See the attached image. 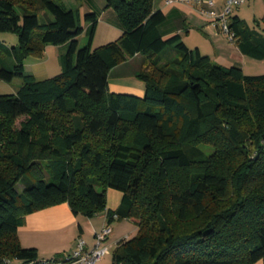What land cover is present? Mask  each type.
I'll list each match as a JSON object with an SVG mask.
<instances>
[{"label":"trees","instance_id":"16d2710c","mask_svg":"<svg viewBox=\"0 0 264 264\" xmlns=\"http://www.w3.org/2000/svg\"><path fill=\"white\" fill-rule=\"evenodd\" d=\"M104 2L120 20L119 36L92 47L97 16L87 12L90 39L78 47L76 10L59 0H0V31L17 35L16 45L0 44V79L21 78L15 92L0 93V264L41 258L17 235L27 213L67 202L91 217L106 209L107 188L121 192L107 220L127 218L137 230L117 241L113 264L264 258V74L213 62L179 33L162 35L165 16L152 0ZM254 21L264 28V15ZM228 27L241 53L264 59V29L232 14ZM48 44H66L61 71L24 72L25 58ZM136 55L146 64L135 73L143 95L109 91L110 70ZM74 112L85 126L65 130L60 122ZM189 215L196 224L183 226Z\"/></svg>","mask_w":264,"mask_h":264},{"label":"crops","instance_id":"0c3cea01","mask_svg":"<svg viewBox=\"0 0 264 264\" xmlns=\"http://www.w3.org/2000/svg\"><path fill=\"white\" fill-rule=\"evenodd\" d=\"M59 1L67 8L76 10L78 14L83 31L80 35H78L77 40L80 37L85 36H88L90 39L87 27L88 24L84 22L83 19L84 14L87 12H94L97 16V23L95 25L93 35L91 36L90 43L98 26L102 23L109 29L116 28L119 31L118 33L122 30V25L117 14L112 8L105 6L104 0ZM224 2L225 0H215L214 9L216 11H220ZM251 2L264 9V0L245 1L248 5H250ZM152 7L154 10L158 9L164 13L165 18L158 27L162 35L179 33L181 39L187 47L191 49L197 47L200 53L208 55L210 59L211 57L209 55V51L203 50L199 44L191 45L187 43L188 34L192 31H201L209 37L213 50H218L220 46H223L221 42L225 39L218 27L212 24L210 18L204 15V18H201L198 15V12L194 10V7L197 10L205 7V4L197 2L196 0H152ZM230 14L237 15L242 19L239 6L233 9ZM262 15H264V13H262ZM262 33H264V31H262ZM110 40L113 39H109L107 41ZM233 42L237 51L241 53L235 41ZM52 46V44H48L46 47L52 48ZM227 46L228 45H226V47ZM57 47H62L65 50L66 44L56 46V48ZM241 54L244 55L243 53ZM134 57H138V55ZM212 61L216 62L214 60ZM129 63V61H123L121 63L122 65L118 64L110 70V74L108 76V90L112 92L131 93L137 96H142L144 87L142 80L137 78L134 74L128 73L129 68L133 69V66L137 64V62H135L134 65H130ZM27 64L28 63L24 61V69ZM229 65H235L242 69V65L239 62H234ZM122 66H124V70L128 72L120 71V67ZM16 89H14L13 92H15ZM108 189L110 188H107V190ZM107 190L106 193L108 194L109 190ZM118 205L112 207L106 201V209L94 214L91 217L81 213H73L67 202H61L32 211L25 215L23 223L17 228V235L20 244L24 247H35L38 257L62 255L73 248L77 237H82L87 246H91L94 240L95 232L100 230L105 224H109L112 230L107 239L108 251L95 264H113L112 253L117 241L121 238L132 236V234L129 233L131 230L129 229V224L126 222V220L129 219L113 218L110 221L107 220L106 210H114ZM252 264H264V258H260Z\"/></svg>","mask_w":264,"mask_h":264},{"label":"rangeland","instance_id":"374dc122","mask_svg":"<svg viewBox=\"0 0 264 264\" xmlns=\"http://www.w3.org/2000/svg\"><path fill=\"white\" fill-rule=\"evenodd\" d=\"M245 3V2H244ZM242 3L239 5L240 9V15L244 21H246L251 27H255L256 29L262 31V24H257L254 20L259 19L264 13V9L262 7L255 5L253 2L248 5L247 3ZM256 6V7H255ZM235 9V8H234ZM194 10L198 12V15L201 18H204V14L201 13L199 10H197L194 7ZM254 10V11H253ZM233 11V10H232ZM231 11V12H232ZM254 12V13H253ZM204 15V16H203ZM256 15V16H255ZM206 18V17H205ZM39 21H44V12H41L39 14ZM258 21V20H257ZM116 28L109 29L105 27V25L102 23L98 26L97 31L95 35L92 38V41L90 45L92 47L99 45L109 39H117L120 33ZM222 33V32H221ZM224 36V41H222V45L220 46L218 50H213L210 39L208 36L205 35V33L201 31H192L188 34L187 37V43L191 45L199 44L200 47L203 50L209 51V55L212 60L221 63L223 65H229L234 62H239L242 65V71L245 74L249 75H258V74H264V59H254L248 56H244L239 51H237L234 42L229 40L226 36V34L222 33ZM89 37H80L77 40L78 47H82L85 44H87ZM0 44H5L8 47L14 46L17 44V35L13 32H1L0 31ZM226 45H228L226 47ZM57 45H53L52 48L45 47L43 53L41 56H33L29 55L25 58V62L28 63L24 69V72H31L33 73L37 78H44V77H50L53 75L58 74L61 71V63H60V54L64 51L62 47H57ZM59 46V45H58ZM172 52L169 49H166L163 52V55H170ZM139 57H129L127 56L124 61H129L130 65L135 64L133 66V69L129 68V72L124 70V66L120 67V71L122 72H128L135 75L137 71H139V68H145L146 64H142L140 67L139 64ZM5 66L12 68L13 67V58L11 56H4L3 61ZM122 63V62H121ZM120 63V64H121ZM0 62V66H1ZM122 65V64H121ZM137 68V69H136ZM21 82V78L19 76L13 77L10 81H5L3 79H0V93H11L16 89L17 85H19ZM250 96V94H249ZM248 96V97H249ZM53 113V112H50ZM51 116V115H50ZM53 116H55V113H53ZM22 117H18L17 119L13 120L14 126L18 125V122L21 120ZM83 122L85 120L82 118V115L80 113H72L69 117L64 120H61L60 125L65 130H71L73 127L76 126H83ZM59 124V123H58ZM85 126V125H84ZM83 126V127H84ZM99 136H102L104 138H110L109 136H106L105 134H99ZM197 146L204 152V154L209 155L214 151V147L210 144H206L203 142H197ZM2 147L0 146V153L2 152ZM42 167L45 168L46 163L45 159L41 161ZM45 178L47 179V172L44 170ZM23 188V185L18 182L16 184V189L18 191H21ZM99 188V187H98ZM109 193L106 196V201L113 207L115 205H118L121 199V192L117 189L110 188L108 189ZM107 190V191H108ZM188 222L183 224V226H193L196 224L197 219H193L191 215L188 216ZM126 222L129 224L130 234L134 235L136 234V226L133 223L132 220H126ZM16 259H11L10 264H16Z\"/></svg>","mask_w":264,"mask_h":264},{"label":"built area","instance_id":"2783aa9c","mask_svg":"<svg viewBox=\"0 0 264 264\" xmlns=\"http://www.w3.org/2000/svg\"><path fill=\"white\" fill-rule=\"evenodd\" d=\"M196 1L205 4V7L199 9L200 12L210 18L212 24L217 26L220 32L226 34L227 38L232 41V32L228 27L230 13L246 0H225L220 11L214 9L215 0ZM111 230L109 224L102 226L100 230L95 232L91 246H87L82 237H77L73 248L62 255L36 258L22 264H95L108 251L107 239Z\"/></svg>","mask_w":264,"mask_h":264}]
</instances>
